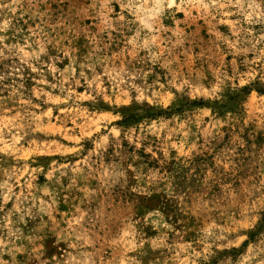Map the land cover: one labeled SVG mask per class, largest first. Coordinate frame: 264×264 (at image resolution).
<instances>
[{
	"label": "rangeland",
	"instance_id": "374dc122",
	"mask_svg": "<svg viewBox=\"0 0 264 264\" xmlns=\"http://www.w3.org/2000/svg\"><path fill=\"white\" fill-rule=\"evenodd\" d=\"M0 264H264V0H0Z\"/></svg>",
	"mask_w": 264,
	"mask_h": 264
}]
</instances>
